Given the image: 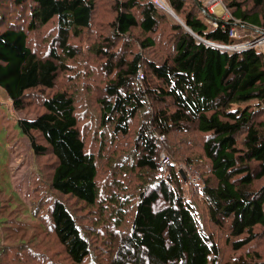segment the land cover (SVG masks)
Here are the masks:
<instances>
[{"label":"trees","instance_id":"obj_1","mask_svg":"<svg viewBox=\"0 0 264 264\" xmlns=\"http://www.w3.org/2000/svg\"><path fill=\"white\" fill-rule=\"evenodd\" d=\"M167 2L179 20L151 0H0V88L32 116L43 226L0 233V264H264V52L212 46L231 25ZM222 2L264 29V0Z\"/></svg>","mask_w":264,"mask_h":264},{"label":"rangeland","instance_id":"obj_2","mask_svg":"<svg viewBox=\"0 0 264 264\" xmlns=\"http://www.w3.org/2000/svg\"><path fill=\"white\" fill-rule=\"evenodd\" d=\"M163 2L169 6L167 0H163ZM220 2L224 10L222 7L216 8L217 15L226 17L229 12L222 0ZM168 14L170 15V13ZM29 117L32 116L15 110L4 90L0 88V217L3 220V222H0V233L3 237H6L9 245L17 244L22 240L28 242V239L38 232L39 226H42V222L32 215V202L36 199L34 183L38 178V170L30 142L22 134L17 123L18 120ZM162 154L165 157H162ZM162 154L160 163L163 160L166 161L167 157L165 152ZM183 173L186 177L183 179L185 183L187 181L189 188L201 190V185L198 186L199 183L196 184L198 187L191 184V182L198 179L197 176L192 175L188 170ZM184 188L183 191L179 188L181 192L186 190L185 193H182L183 195L188 197L193 195L190 190V193H188L187 188ZM162 204L159 205L162 206ZM45 232L46 228L43 231V236ZM55 238V235L47 234L45 241L53 246ZM224 257L225 260L227 259V264H237L236 259L238 258L240 263L244 261L239 253H231L227 256L224 255Z\"/></svg>","mask_w":264,"mask_h":264},{"label":"built area","instance_id":"obj_3","mask_svg":"<svg viewBox=\"0 0 264 264\" xmlns=\"http://www.w3.org/2000/svg\"><path fill=\"white\" fill-rule=\"evenodd\" d=\"M153 3L165 10L168 13H171V8L166 5L163 0H152ZM204 3V8L202 10V14L204 17V21L212 25L213 27H218L219 20H225L227 24L231 25V29L229 32V36L232 39V43L227 45H216L212 44V46L217 47L221 50L226 51H246L251 49H257L259 51L264 52V29L257 26H251L246 23L240 22L232 18L229 14H226V17L218 16L216 8L222 7L220 5V0H202ZM223 8V7H222ZM215 10V12H214ZM224 10V8H223ZM227 12V11H226ZM224 27V26H223ZM162 157H165L162 154ZM168 161L163 160L158 167L159 173H165L166 165ZM199 179L195 180V182H191L195 187L199 186ZM198 184V186L196 185ZM201 187V186H200Z\"/></svg>","mask_w":264,"mask_h":264},{"label":"water","instance_id":"obj_4","mask_svg":"<svg viewBox=\"0 0 264 264\" xmlns=\"http://www.w3.org/2000/svg\"><path fill=\"white\" fill-rule=\"evenodd\" d=\"M170 15L173 16L175 19L177 18V16L173 11L170 13ZM180 174L182 175L183 178H186L182 170H180Z\"/></svg>","mask_w":264,"mask_h":264},{"label":"bare ground","instance_id":"obj_5","mask_svg":"<svg viewBox=\"0 0 264 264\" xmlns=\"http://www.w3.org/2000/svg\"><path fill=\"white\" fill-rule=\"evenodd\" d=\"M177 19H178V17H177Z\"/></svg>","mask_w":264,"mask_h":264}]
</instances>
